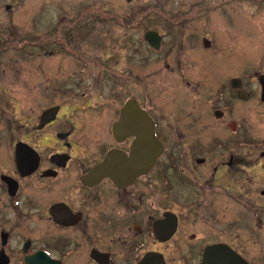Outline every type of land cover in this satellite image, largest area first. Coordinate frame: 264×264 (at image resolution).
Instances as JSON below:
<instances>
[{
	"label": "flooded vegetation",
	"instance_id": "obj_1",
	"mask_svg": "<svg viewBox=\"0 0 264 264\" xmlns=\"http://www.w3.org/2000/svg\"><path fill=\"white\" fill-rule=\"evenodd\" d=\"M84 9L102 11L101 4ZM181 21H165V33L144 31L149 46L165 60L176 58L179 70L185 42L195 36L186 37ZM149 30L160 34L159 48L147 39ZM56 39L57 48L87 64L71 37ZM55 43L38 48L46 55L56 50ZM199 44L205 49L212 42L202 37ZM129 62L125 71H112L109 92L102 84L108 69L95 78L88 108L105 114L83 116L77 103L66 108L56 102L79 90L87 96L85 68L73 84L34 80L21 89L24 101L18 106L0 100V264H264V134H251L244 121L229 119L228 135H201L195 105L201 84L184 79L182 72L185 83L172 84V91L164 83L160 90L149 85L137 94ZM224 83L217 98L224 103L213 101L206 109L217 120L234 112L225 86L237 98L252 96L242 78ZM260 98L264 104L262 85ZM254 181L258 209L249 229L243 227L248 203H240L253 198ZM221 192L242 210L230 212L223 227L189 229L186 222L205 220Z\"/></svg>",
	"mask_w": 264,
	"mask_h": 264
},
{
	"label": "rangeland",
	"instance_id": "obj_2",
	"mask_svg": "<svg viewBox=\"0 0 264 264\" xmlns=\"http://www.w3.org/2000/svg\"><path fill=\"white\" fill-rule=\"evenodd\" d=\"M100 4L102 11L84 9ZM167 20L186 22V37L190 33L195 35L189 43L185 42L182 70L175 65L177 59L169 56L165 57L170 63L167 68L162 52L151 48L144 39V31L148 28L168 32ZM59 35L71 37L74 51L83 53L88 58L87 64L86 60L80 59V62L57 48L60 46L56 39ZM200 37H206L212 45L204 49L199 44ZM22 40L25 46L21 49ZM49 41L52 47L56 41V50H48L45 55L38 46ZM118 53L121 64L115 62ZM129 58L135 69L137 94L149 85L160 90L164 83H168L172 91V84L185 83L181 79L182 72L184 79L201 84V103L199 98L195 101L200 112L201 135L208 138L228 135L231 131L225 123L229 119L244 121L251 134H264V104L259 83L260 75L264 74V0H0V100L13 101L18 106L17 103L24 101L22 88L27 90L37 80L46 83L50 77L55 78L57 84L77 83V74L85 68L87 96H79V90L75 96L57 98L56 102L65 107L77 103L84 107L83 116L84 113L105 114L106 110L99 113L88 108L94 101L95 78L103 73L104 67L108 69L102 84L104 92H109L113 87L112 71H125L130 65ZM234 77L244 80L247 92L252 96L237 98L233 88L225 86L232 98L233 117L217 120L206 109L213 101L224 103L217 99L220 86ZM184 101L179 100V103ZM157 102L172 103L170 98H158ZM28 104V101L22 103L26 111H30ZM256 186L254 181L253 198H243L240 203H248V223L244 228L253 229L256 224ZM221 193L216 194L219 199L213 200L211 209L206 210L205 220L199 217L186 222L189 229L209 230L211 224L223 227L222 221L230 212L242 210L240 205L232 202L235 200L231 201ZM253 243L250 240V244Z\"/></svg>",
	"mask_w": 264,
	"mask_h": 264
},
{
	"label": "water",
	"instance_id": "obj_3",
	"mask_svg": "<svg viewBox=\"0 0 264 264\" xmlns=\"http://www.w3.org/2000/svg\"><path fill=\"white\" fill-rule=\"evenodd\" d=\"M128 1H130V0H128ZM146 37L154 47L159 48L161 36L158 32H156L154 30H149L146 32ZM259 81L262 85V97L264 98V74L260 75Z\"/></svg>",
	"mask_w": 264,
	"mask_h": 264
}]
</instances>
